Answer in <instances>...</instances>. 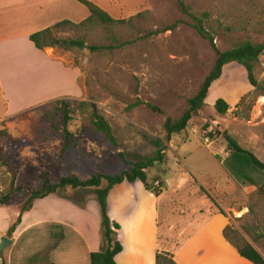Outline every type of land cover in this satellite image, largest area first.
Here are the masks:
<instances>
[{
    "label": "rangeland",
    "instance_id": "1",
    "mask_svg": "<svg viewBox=\"0 0 264 264\" xmlns=\"http://www.w3.org/2000/svg\"><path fill=\"white\" fill-rule=\"evenodd\" d=\"M89 1L115 19L145 13L134 27L118 30L126 40L181 23L173 31L138 39L113 52L57 49L54 57L70 61L82 74L83 93L78 98L41 105L20 100L18 87L30 82L26 78L40 76L43 61L34 58L37 62H31L32 66L24 71V58L17 57L15 71L1 73L11 104L0 87V131H4L0 135V193L10 187L13 177L5 164L16 170L17 185L34 187L41 185L43 172H49L55 183L72 174L82 180L97 174L116 175L127 168L120 153L129 161L134 154L149 156L155 151L153 142L161 139L167 148L166 161L148 171L150 183L160 179L165 184L160 201L161 233L167 228V205L183 199L185 210H189L186 216L180 218L179 214L175 218L181 229L190 231L197 225L196 219L191 220L192 211L200 214L210 209L211 213L225 215L230 226L241 233L242 228L248 229L258 238L256 246L264 255V191H260L264 172L253 166L246 155L230 154L224 138L212 141L204 131L206 125L207 132L227 131L264 162V97L250 85L245 68L236 63L226 66L222 78L212 86L201 114L194 116L184 133L167 140L166 119L176 120L188 108V100L196 95L215 64V51L197 35L176 0ZM186 1L195 12L210 13L207 29L221 51L248 41L264 42V0ZM73 13L75 23L89 16L88 8L78 1H74ZM103 36H91L88 44H105ZM256 75L264 81V56L256 66ZM244 97L248 99L239 107ZM218 99L230 105L226 115L216 111ZM137 100L157 106L163 113H155L146 105L129 109ZM62 102L71 107L68 132L64 129ZM83 102L88 105L81 106ZM93 109L112 126L116 146L92 125ZM61 195L83 203L95 195V189L68 188ZM25 200L19 198L11 208L0 207V227L16 210L21 211ZM176 209L182 211L183 207Z\"/></svg>",
    "mask_w": 264,
    "mask_h": 264
},
{
    "label": "crops",
    "instance_id": "2",
    "mask_svg": "<svg viewBox=\"0 0 264 264\" xmlns=\"http://www.w3.org/2000/svg\"><path fill=\"white\" fill-rule=\"evenodd\" d=\"M74 1L0 0V87L9 102L1 73L14 72L17 57L25 59L24 71L32 66L31 62H37L34 58L43 61L40 76L26 78L30 82L18 87L20 100L41 105L82 95L81 72L70 61L56 59L54 54L59 50L42 52L30 41L32 34L60 21L73 22ZM155 181L163 183L164 188L162 180ZM163 188L156 196L137 181L124 182L110 191L108 214L120 226L117 239L123 246L116 257L117 264H156L161 251L173 254L177 264H253L225 239L224 230L230 222L222 213H211L210 209L200 214L192 211L191 220L196 219L197 225L190 231L181 229L175 218L179 214L180 218L186 216L189 210H185L183 199L167 205V228L161 233ZM19 214L16 210L0 227V242L3 237L12 241L0 264H90L91 254L103 247L96 195L83 203L60 194L37 200L9 237L8 231Z\"/></svg>",
    "mask_w": 264,
    "mask_h": 264
},
{
    "label": "trees",
    "instance_id": "3",
    "mask_svg": "<svg viewBox=\"0 0 264 264\" xmlns=\"http://www.w3.org/2000/svg\"><path fill=\"white\" fill-rule=\"evenodd\" d=\"M86 6L89 10L87 19L80 23H75L70 20L60 21L42 31L36 32L30 36V41L34 46L42 51L48 52L54 49H61L67 52L85 51L88 49L92 53L113 52L118 49L127 47L135 43L138 39L144 40L150 37H157L163 33L173 31L178 28L177 22L172 26L164 27L161 30L150 31L145 36H140L138 39L126 40L119 35L118 30L134 27L141 19H144L145 13H139L129 19H115L104 9L89 0H76ZM181 11L191 19V25L197 35L208 41L212 49L216 53L215 64L203 81L200 89L191 99L188 100V108L182 116L176 120L168 117L165 121V131L167 140H171L174 135L184 133L195 115H200L206 106V101L209 97L210 90L214 83L219 81L224 72V68L230 64H239L243 66L247 72L250 85L255 89L259 96L264 97V81H260L256 75V66L260 59L264 56V42L254 44L250 41L242 43L232 49L221 51L215 44V38L207 29L211 22V15L208 12L197 13L187 3L186 0H176ZM103 33V41L88 44V40L93 35ZM248 97H244L239 104V107L246 103ZM64 105V129L68 132V124L72 120L71 107L68 102H62ZM87 103H82L81 106H86ZM142 105H146L155 113H163L162 110L151 104H145L141 100L133 103L129 109H136ZM215 109L220 115H226L230 109V105L224 99H218L215 104ZM91 123L94 128L102 133L105 138L114 146L117 145V139L110 123L96 109H93L91 114ZM209 126H205V135L212 141L224 138L227 143V150L230 154L246 155L253 166L264 172V162L257 155L243 146L227 131L207 132ZM0 135H4V131H0ZM69 135V134H68ZM155 151L149 156H141L139 154L132 155V161L124 153H120L121 159L127 164V168L116 175L97 174L88 179H80L77 175L62 176L60 181L55 183L50 178L49 172L40 174L41 185L34 187L26 184L17 185L16 170L10 165L5 164L12 173V181L10 187L0 193V207H11L19 198H25L24 205L20 211L17 220L11 225L8 236L12 237L18 225L22 222L24 213L30 211L35 201L47 198L50 195L60 194L68 188L73 190H89L95 189V195L100 205L102 218V239L103 247L100 252L93 253L90 256V264H117L116 257L123 251V246L117 239V232L120 226L111 221L108 214V195L110 191L117 185L124 182L135 183L141 181L146 190L160 196L163 188V183L159 185L154 181H148V171L157 164H163L167 158V148L163 140L157 139L153 142ZM68 149V144L63 148V152ZM264 191V185L260 188ZM257 217V216H256ZM225 239L234 246L239 254L253 264H264L263 255L255 248L258 238L245 228H242V233L227 226L224 230ZM249 240H248V239ZM156 264H177L173 254L169 252H159L156 256Z\"/></svg>",
    "mask_w": 264,
    "mask_h": 264
},
{
    "label": "water",
    "instance_id": "4",
    "mask_svg": "<svg viewBox=\"0 0 264 264\" xmlns=\"http://www.w3.org/2000/svg\"><path fill=\"white\" fill-rule=\"evenodd\" d=\"M12 245V241L8 237L1 238L0 242V255H4V251Z\"/></svg>",
    "mask_w": 264,
    "mask_h": 264
},
{
    "label": "built area",
    "instance_id": "5",
    "mask_svg": "<svg viewBox=\"0 0 264 264\" xmlns=\"http://www.w3.org/2000/svg\"><path fill=\"white\" fill-rule=\"evenodd\" d=\"M155 185H156V186H158V185H159V183H156Z\"/></svg>",
    "mask_w": 264,
    "mask_h": 264
}]
</instances>
